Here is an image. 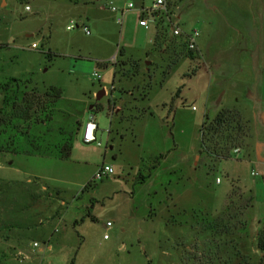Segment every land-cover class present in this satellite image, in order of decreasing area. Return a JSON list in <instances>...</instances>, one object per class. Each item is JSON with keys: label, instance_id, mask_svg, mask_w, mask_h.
Wrapping results in <instances>:
<instances>
[{"label": "rangeland", "instance_id": "1", "mask_svg": "<svg viewBox=\"0 0 264 264\" xmlns=\"http://www.w3.org/2000/svg\"><path fill=\"white\" fill-rule=\"evenodd\" d=\"M129 2L133 8H127ZM187 3L176 10L180 20L172 17L165 23L163 51L147 58L155 23L149 18L148 26L140 28L134 0L95 5L0 0V84L10 78L29 81L26 91L39 94L53 86L66 100L103 107L85 117L94 116L101 146L85 144L79 132L68 159L7 152V136H0V148H5L0 151V264H194L187 259L204 257L208 236H198L192 227L224 209L232 181L254 197L248 241L241 250L249 264H259L264 155L258 148L264 144V120L251 123L248 148L214 163L213 169L199 153L201 125L206 114L212 117L220 109L229 73L210 68L211 53L208 61L200 56L194 63L186 57L181 45L187 42L173 34L175 22L186 32L201 30L186 13ZM124 7L128 10L121 15ZM175 59L180 60L172 65ZM132 61L139 64L136 77H129ZM113 64L124 69L119 77L124 72L128 77L117 78L112 89ZM148 75L152 88L145 99ZM103 88L107 94L98 98ZM2 97L0 92V107ZM126 102L127 110L121 112ZM103 166L113 174L84 190Z\"/></svg>", "mask_w": 264, "mask_h": 264}, {"label": "trees", "instance_id": "2", "mask_svg": "<svg viewBox=\"0 0 264 264\" xmlns=\"http://www.w3.org/2000/svg\"><path fill=\"white\" fill-rule=\"evenodd\" d=\"M166 28L163 22L156 27L153 48L146 55L149 57L153 51H163L168 41ZM187 48L186 57L192 62L199 60L200 55L196 50H190L187 43L181 45ZM119 55L124 57V49H119ZM51 58V54H49ZM182 58V57H181ZM180 58V59H181ZM180 59L172 61L175 65ZM122 67L129 65L121 63ZM129 77H136L138 61L130 63ZM113 83L117 78H127L128 73L119 77L121 71L117 64H113ZM198 64L194 65L191 74L198 71ZM170 69H168L169 71ZM168 71L165 73L168 74ZM148 83L143 87L145 99H148L152 85V77L148 75ZM29 81L10 78L6 83L0 84L2 106L0 107V136H7V152L24 156H39L56 159H68L71 155L73 143L84 126L86 114L93 111H102V105H94L92 109L84 107L78 101L66 100L60 88L51 86L47 92L28 93L26 88ZM177 91V95L180 93ZM127 102L122 111L127 110ZM124 110V111H123ZM172 110V107H170ZM121 114V113H120ZM94 117V116H93ZM251 122L242 116L238 108H224L210 117L205 115L201 125V146L199 153L205 155L214 168V163L222 162L236 156L235 149L249 147L251 138ZM5 148H0L4 150ZM144 181L145 177H139ZM91 181L84 190L91 186ZM237 181H232L231 190L227 196V203L218 215L207 214L202 221L192 228L198 229V236L204 239V257H189L194 264H249L246 257L242 256L241 244L248 241L249 211L253 206L254 197L251 192H246ZM93 218V217H91ZM94 220V218H93ZM160 247L165 250L162 243ZM256 248L259 253V264H264V217L259 220V229L256 234ZM195 250L198 246L194 247ZM238 262V263H237ZM74 264V260L71 261Z\"/></svg>", "mask_w": 264, "mask_h": 264}, {"label": "crops", "instance_id": "3", "mask_svg": "<svg viewBox=\"0 0 264 264\" xmlns=\"http://www.w3.org/2000/svg\"><path fill=\"white\" fill-rule=\"evenodd\" d=\"M83 1L87 5H95V1L102 3L108 0ZM146 1L148 2L134 0L141 13L140 20L147 19L149 24L148 19L152 18L156 34L159 22L165 25L172 17L181 19L176 10L180 11L181 5L187 0H169L166 11L155 12H151L153 0L149 1L151 3L149 5ZM188 2L190 3H187L185 8L186 13L193 15L195 24L201 27L200 32L196 30L199 33L196 51L207 61V54L211 53L210 68L226 69L229 73L226 89L220 92L223 95L218 99L220 109L217 112L224 107H238L241 108L244 118L250 120L252 125L258 117L264 120V0H188ZM174 25L182 32L180 36L175 37H181L185 41L187 36L195 31H183L178 22ZM139 26L141 29L147 27L140 24ZM104 94H107L106 88H103L98 96ZM82 130L83 127L80 132ZM258 149L261 155H264V144ZM35 243L33 242V246Z\"/></svg>", "mask_w": 264, "mask_h": 264}, {"label": "built area", "instance_id": "4", "mask_svg": "<svg viewBox=\"0 0 264 264\" xmlns=\"http://www.w3.org/2000/svg\"><path fill=\"white\" fill-rule=\"evenodd\" d=\"M168 1L169 0H153V3H152V10L151 12H155V11H166L167 10V5H168ZM133 3H129L127 5V8H133ZM27 9H29L27 7ZM113 11H118L116 8H112ZM128 10V9H123L121 10V14L123 15L125 13V11ZM139 24L141 26H147V19H142L140 20ZM69 29H73L74 26L71 25L68 27ZM84 28V31L87 35H90V30L87 26H83ZM181 30L179 29L178 26H176L173 30V34L174 36H180L181 35ZM198 36H199V33L197 31H194L192 32L190 35L187 36V46L190 50H196L197 49V39H198ZM31 47L33 49H37L38 48V45L36 43H33L31 45ZM98 79H100V76L99 75H95ZM113 89V87H112ZM195 109V108H193ZM98 130V126L97 124L95 123L94 121V117L93 116H90L84 126H83V142L85 144H92V143H96L98 146H101V143L97 142V136H96V132ZM234 153L235 154H239L240 151L239 149H235L234 150ZM110 174H113V169L109 166H103L100 168V170L98 171V173L95 175L94 177V181H97V180H101L107 176H109ZM220 182V179H217V183ZM107 226L108 228H111L112 227V224L110 222L107 223ZM104 239H108V235L105 234L104 235ZM34 246H38L37 243L34 244Z\"/></svg>", "mask_w": 264, "mask_h": 264}, {"label": "water", "instance_id": "5", "mask_svg": "<svg viewBox=\"0 0 264 264\" xmlns=\"http://www.w3.org/2000/svg\"><path fill=\"white\" fill-rule=\"evenodd\" d=\"M98 98H99V96H98Z\"/></svg>", "mask_w": 264, "mask_h": 264}]
</instances>
